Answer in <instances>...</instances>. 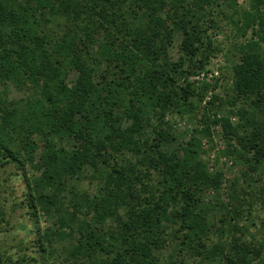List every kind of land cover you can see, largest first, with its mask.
Instances as JSON below:
<instances>
[{"label": "trees", "instance_id": "16d2710c", "mask_svg": "<svg viewBox=\"0 0 264 264\" xmlns=\"http://www.w3.org/2000/svg\"><path fill=\"white\" fill-rule=\"evenodd\" d=\"M222 20L252 38L233 45L231 95L209 106L240 108L201 123L206 137L220 123L237 145L226 153L247 185L226 189L238 209L219 196L206 206L223 173H209L200 141L177 143L164 120L200 109L206 88L188 78L221 52L211 35ZM9 85L25 96L9 101ZM0 118V168L22 178L27 214L52 222L37 230L42 262L264 264V234L224 236L240 222V198L264 181V0H0ZM166 250L160 261L155 251Z\"/></svg>", "mask_w": 264, "mask_h": 264}, {"label": "rangeland", "instance_id": "374dc122", "mask_svg": "<svg viewBox=\"0 0 264 264\" xmlns=\"http://www.w3.org/2000/svg\"><path fill=\"white\" fill-rule=\"evenodd\" d=\"M249 3L250 0H237L238 6L241 7L247 8ZM220 25L221 29L211 35V40L213 45L220 47L221 52L211 56L203 69L188 78V83L196 91L206 88L200 99V109L193 116L181 117L166 113L164 120L173 127V134L177 139V143H185L192 137L200 141L201 157L209 173L216 171L223 173L225 182L221 189L218 192L211 190L206 192V206H209V202L214 204L217 196H219V202L224 204L230 202L236 208L238 207L237 201L228 198L226 181L236 179L239 186L245 188L247 184L243 182V175L246 173V169L241 162L237 161L234 156L227 154L226 151L230 146L237 148V145L234 141L228 140V136H226L220 123L212 125L210 135L208 137L204 136L202 134L203 124L201 119L203 113H207L211 118L222 119L230 110L235 112L240 108V104H237L235 108L224 104L219 110H215L212 106H209V103H214L213 105L217 107L219 104L218 98L225 100L227 95H231L232 65L237 62V55L232 50L233 45L234 43L243 44L249 41L252 34L251 31H248L245 35L236 38L237 33L233 27H228L224 20L221 21ZM179 42L180 37L177 36L169 50V57L172 61H176L180 57ZM75 75L74 72L70 74L68 78L70 83L74 82ZM8 89L7 97L9 101L16 102L25 96V93L16 91L12 85H9ZM208 106L212 109L209 110ZM229 117L232 126L238 123L236 114ZM143 122L147 123L148 126L153 124V121L147 118ZM129 124L127 122L126 126ZM65 145L70 147L71 144L66 142ZM253 178H256V173L253 174ZM251 187L249 194L244 198H240L243 201L242 204H244L239 209L240 222L233 224L236 225L234 228L225 226V237L231 233L237 236L244 235L246 238L250 237L249 234L255 235L257 239L263 236L264 227H260V224L264 221V195L261 192V190H264V181H255L254 186ZM237 190H240V188H237ZM24 191V182L12 165L0 168V264H57L52 260L42 262L36 252L34 243L37 239V230L43 235L46 229L51 227L52 222L46 219L43 214H40L37 219L27 214L26 207L21 203ZM249 205H251L250 208ZM229 209L234 210L231 206ZM208 215H210L208 216L209 220H212L213 217L215 219L221 217L220 212L216 211L209 212ZM245 219H249L254 225H250V221ZM241 226L246 227L248 232L243 230ZM57 248L60 250L61 244H57ZM168 252L169 250L155 251V255L161 261L165 259ZM254 263L258 264V258L255 259Z\"/></svg>", "mask_w": 264, "mask_h": 264}]
</instances>
